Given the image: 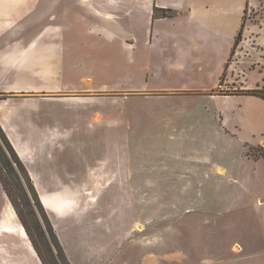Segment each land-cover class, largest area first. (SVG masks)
<instances>
[{
	"label": "rangeland",
	"instance_id": "rangeland-1",
	"mask_svg": "<svg viewBox=\"0 0 264 264\" xmlns=\"http://www.w3.org/2000/svg\"><path fill=\"white\" fill-rule=\"evenodd\" d=\"M241 26L242 39L246 33L264 39V7L247 12ZM254 37L246 47L242 40L238 45L235 41L221 83L211 93L226 98L239 96L227 102L228 110H236V115L237 111L250 115L254 105L245 94L264 87V45ZM78 52L87 62L88 82L81 81L85 89L37 95L0 93V105L9 102L17 114L11 120L20 133L6 134L0 123V181L12 199L9 202L18 224L25 229L42 263L115 264L114 259L121 256V264H128L130 248H138L143 257L145 250L153 264H176V254L189 259L198 256V264H204L208 255L220 261L231 252H243L244 248L231 243L222 246L216 241L214 247L205 246L207 230H194L191 216L183 213L213 205V195L223 201L229 193L227 184H212L216 187L213 190L208 183L129 179L143 174L137 172L133 177V165L147 168L150 163L159 164L165 160L164 149H175L179 143L184 161L191 160L186 154L191 153L192 146H212L215 151L211 159L234 163L237 173L243 144L231 134H242L240 137L246 139L252 131L250 124L221 128L225 106L210 103L209 96L177 95L160 100L134 97L143 94L118 90L121 86L112 83H121L136 67H118L105 48ZM32 99L53 101L41 105L44 115L33 119ZM59 99H82L83 104H62ZM64 107L86 111L83 121L77 113H65ZM227 133L230 135H224ZM246 152L254 159L264 155L255 147ZM76 210L81 215H71ZM216 221L218 231L223 233H217V239L236 237V233L229 236L220 226V222H230L228 217ZM176 228L183 234L180 239L175 237ZM66 238H70L68 246L63 242ZM196 242L200 243L198 247L192 245Z\"/></svg>",
	"mask_w": 264,
	"mask_h": 264
},
{
	"label": "crops",
	"instance_id": "crops-1",
	"mask_svg": "<svg viewBox=\"0 0 264 264\" xmlns=\"http://www.w3.org/2000/svg\"><path fill=\"white\" fill-rule=\"evenodd\" d=\"M263 7L264 0H0V93L37 95L83 90L86 86L81 81L89 77L85 75L87 62L78 51L98 52L105 48L118 67H136L124 75L121 83H112L121 86L118 90L135 91L143 95L134 97L159 100L168 96L202 95L209 96L210 103L221 102L225 106V118L219 121L221 128L231 125L238 128L240 123L241 126L249 123L252 130L246 139L240 137L242 134H231L243 144L237 173L233 170L234 163L211 159L215 151L212 146H192L191 153L186 154L191 160L184 161L179 143L175 149H164L165 160L159 164L150 163L147 168L130 164L133 177L137 172L143 174L129 180L208 183L213 190L216 187L212 184H227L229 193L223 201L213 195V205L183 213L191 216L189 221L194 230H207V240L203 239L205 246L214 247L218 241V245L231 243L244 250L238 254L231 252L226 260L220 261L208 255L204 264H264V169H261L264 156L254 159L246 152L247 148L254 147L264 151V100L249 96L254 105L250 115L241 111L236 115V110L231 107L228 110L227 102L239 96L226 98L211 94L221 83L243 17ZM165 14L167 17H163ZM253 37L246 33L242 46L250 45ZM254 39L263 47V38ZM261 52L264 53L263 48ZM92 56L89 57L92 59ZM78 79L80 82L76 83ZM158 93L163 96H157ZM65 100L58 101L73 106L83 104L82 99ZM32 101V118L36 119L45 113L41 105H51L53 100ZM8 103L0 105L1 126L6 134H20L11 120L17 114ZM64 111L77 113L80 122L86 114L82 109L71 107H64ZM215 116L214 113V120ZM75 214L81 215V212L76 210L71 215ZM221 217L230 219L227 223L220 222L223 231L229 236L234 232L236 237L216 238L217 233L223 234L218 231L216 221ZM182 235L176 228L175 237L180 239ZM69 239H63L65 246L70 244ZM192 245L198 247L200 243ZM130 251L132 258L128 264H153L145 250V257L138 248ZM198 258L176 254L173 261L198 264ZM121 260L118 256L113 263L121 264ZM0 264H43L25 229L18 224L1 181Z\"/></svg>",
	"mask_w": 264,
	"mask_h": 264
},
{
	"label": "trees",
	"instance_id": "trees-1",
	"mask_svg": "<svg viewBox=\"0 0 264 264\" xmlns=\"http://www.w3.org/2000/svg\"><path fill=\"white\" fill-rule=\"evenodd\" d=\"M163 17H167L166 14L163 15ZM242 40V32L239 33V35L236 38V45L239 44V42ZM245 96H253V97H258L264 100V87L262 89H258L256 91H252L249 94H245ZM11 148V147H10ZM12 149V148H11ZM264 156V155H263ZM262 156V157H263ZM8 198L10 199V201L12 202V199L10 198V196L8 195ZM35 248V246H34ZM35 250L37 251V249L35 248ZM38 252V251H37ZM40 256V255H39Z\"/></svg>",
	"mask_w": 264,
	"mask_h": 264
}]
</instances>
